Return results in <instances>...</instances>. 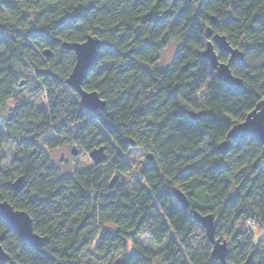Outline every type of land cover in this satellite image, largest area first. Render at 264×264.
Here are the masks:
<instances>
[{
	"label": "trees",
	"instance_id": "1",
	"mask_svg": "<svg viewBox=\"0 0 264 264\" xmlns=\"http://www.w3.org/2000/svg\"><path fill=\"white\" fill-rule=\"evenodd\" d=\"M216 34L244 54L231 65L240 89L221 82L202 55ZM90 35L107 42L83 82L106 101L100 111L87 110L66 84L76 56L63 44ZM171 40L181 45L162 68L161 50ZM27 73L46 104L21 101L3 123L0 145L10 141L18 151L0 169V201L25 210L47 240L39 250L26 246L0 217L8 254L0 264H222L195 214L214 216L228 263L264 264V240L255 242L264 231V145L248 135L219 150L264 99V0H0V106L26 84ZM201 78H210L212 91L192 100L186 92ZM209 133L214 147L205 145ZM64 145L88 156L105 146L106 159L62 175L46 150ZM112 145L120 153L110 159ZM135 147L150 153L138 190L130 191L122 182L131 173L124 154ZM176 188L187 195V209ZM141 235L157 247L144 245Z\"/></svg>",
	"mask_w": 264,
	"mask_h": 264
},
{
	"label": "water",
	"instance_id": "2",
	"mask_svg": "<svg viewBox=\"0 0 264 264\" xmlns=\"http://www.w3.org/2000/svg\"><path fill=\"white\" fill-rule=\"evenodd\" d=\"M213 21L216 22V19L214 18ZM206 34L208 38L211 36V28L206 30ZM213 39L214 42L212 40L207 42L206 48L202 53L203 57L210 62L215 70V76L221 82L226 83L234 89H240L242 87V80L233 75L231 65H239L243 61V52L239 48L233 47L225 35L216 34ZM214 43L222 54L228 55L227 62L220 61ZM105 45H107L106 41L91 35L83 42H65L63 44L65 49L74 51L76 56L75 64L66 79V84L80 95L82 105L89 111H100L106 108V101L101 98L97 91H88L83 88L84 80L93 68L100 49ZM44 55L50 56L51 52L46 50ZM190 116L196 119L198 113L191 112ZM248 135L258 138L264 145V99L257 103L256 107L247 114L242 122L235 124L229 130L226 139L220 143L219 150L226 153L230 146V140L243 139ZM72 152L75 155L77 154V151L74 149ZM89 157H91L95 164L102 163L106 159L105 146L92 150L89 153ZM149 158L152 159L150 155ZM22 183L23 178L19 177L13 184L14 189L16 191L21 190ZM174 193L181 206L187 209L189 207L187 195L179 188H176ZM0 217L26 246L39 250L47 240V237L35 232L30 215L25 210L15 208L7 200L0 201ZM195 217L206 229L207 237L213 246V258L218 259L222 264H230L227 262V255L229 253L228 244L216 238L214 216L211 214H195ZM7 259L8 254L0 243V260L5 261ZM244 264H249V261Z\"/></svg>",
	"mask_w": 264,
	"mask_h": 264
},
{
	"label": "rangeland",
	"instance_id": "3",
	"mask_svg": "<svg viewBox=\"0 0 264 264\" xmlns=\"http://www.w3.org/2000/svg\"><path fill=\"white\" fill-rule=\"evenodd\" d=\"M180 45H181V42L179 40H171L168 42L167 46L161 50V57H160V62H159L160 67L167 68L171 65L173 58L175 57L176 53L178 52V50L180 48ZM21 79L25 80L26 84L19 86L15 90L14 97L12 99H10L6 103V105L0 106V109H3L5 106H7V108H8L7 115H6L4 122L12 115V109L16 106V104H18L21 101L25 100V101L35 102L36 104H46V99H42V97H45V95L38 91L36 81L34 80L33 77L30 76V73L23 75V77H21ZM3 123L0 124V131L3 130V128H4ZM40 142H43V139H41ZM7 143H9L10 145L14 144L10 141ZM73 148H75V150L77 151L76 155L72 152ZM135 148L139 149V147H135ZM130 149H132V148H130ZM46 153L50 159L51 164L54 165L55 167H57L60 170L62 175L71 174L75 170L81 169V168H84L87 166V165H83V166H77L74 168L68 167V165L70 164L69 157H71V159H77L78 160V159L83 158L84 153H86V152L79 151L78 148H76V146L64 145V146L59 147V148L52 150V151L46 150ZM149 153H150V151L146 150V155L144 156V160H143V166H144L145 162L147 161V155ZM87 156H88V154H87ZM127 157H128V153H125L124 159L128 162V160L126 159ZM0 159L1 160H8L7 154L5 152H1L0 153ZM133 165H135V159L134 158H133L132 164L130 166L132 167ZM7 168L8 167H3V165L0 164V169L3 170V169H7ZM129 176H131V173L125 174L122 176V182L125 183L126 185L129 181ZM137 182H140V178L136 181V183ZM107 228L108 229H114L113 226H108ZM138 240L148 247H151V248L157 247L148 235L138 236ZM260 240H264V231L256 232L255 242L258 243ZM128 248H129V250L132 249V242L131 241H129V247ZM120 256H121V254L117 253L116 255H114L112 257V259L117 260ZM100 258H101V256H100ZM105 261L101 260V261H99V264H106L108 262V260H105Z\"/></svg>",
	"mask_w": 264,
	"mask_h": 264
},
{
	"label": "clouds",
	"instance_id": "4",
	"mask_svg": "<svg viewBox=\"0 0 264 264\" xmlns=\"http://www.w3.org/2000/svg\"><path fill=\"white\" fill-rule=\"evenodd\" d=\"M203 82H197L194 81L192 90L190 92H186V95L196 101H202L205 97H207L211 91H212V85L210 82V78L208 80H204V78H201ZM42 99H47V97H42ZM183 102V98H181ZM8 108L5 106L3 109H0V124H2L6 118ZM88 139H91V136L88 137ZM205 145L206 146H215V137L209 133L206 140H205ZM81 148H83V145H79ZM153 148H155V145H153ZM18 151L16 146L14 144L10 145L9 143H4L0 145V152H5L8 156V160H0V164L3 165V167H8L12 155L14 152ZM117 153H120V149L116 145H112L110 149V159L111 156L117 155ZM122 155V153H121ZM146 155V149L144 148H132L128 152V157L126 158L128 160V163L131 165L133 158L135 159V165H133L129 170L131 172V176H129V181L127 183V187L130 191H135L137 189L136 181L140 178L142 175L140 172L141 167H143V160L144 156ZM119 158V157H118ZM70 159V164L68 167H77V166H83V165H88L92 164V159L91 157L87 156L86 153H84L83 158L81 159ZM173 165V160L169 159L166 161V167L169 168L170 171L173 173L176 171V169L172 166ZM200 239V237H197L195 240L192 241V243L195 245L196 242ZM210 255V253H209Z\"/></svg>",
	"mask_w": 264,
	"mask_h": 264
}]
</instances>
